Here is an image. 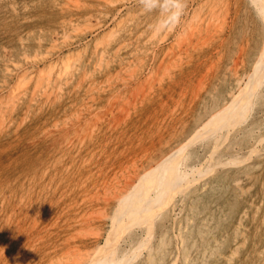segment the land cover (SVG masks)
Returning a JSON list of instances; mask_svg holds the SVG:
<instances>
[{"label":"rangeland","instance_id":"obj_1","mask_svg":"<svg viewBox=\"0 0 264 264\" xmlns=\"http://www.w3.org/2000/svg\"><path fill=\"white\" fill-rule=\"evenodd\" d=\"M261 60L251 0H0V264H89L179 151L195 182L118 231L116 264H264V83L241 125L197 134Z\"/></svg>","mask_w":264,"mask_h":264},{"label":"bare ground","instance_id":"obj_2","mask_svg":"<svg viewBox=\"0 0 264 264\" xmlns=\"http://www.w3.org/2000/svg\"><path fill=\"white\" fill-rule=\"evenodd\" d=\"M251 2L254 4L259 17L264 21V0H251ZM255 71V78L257 80H251L250 82H248V88L241 91V93H239L237 97L235 96V98L218 113L216 111L217 115L215 114L216 117L214 118L213 123L204 128L205 132H202L204 130L202 128V131L197 133L200 134L199 137H201L203 140L205 139V141L215 137V140L218 142L220 139L219 135L222 132L233 131L237 126L241 125L247 119L248 114L251 111L256 99L257 91L264 83L263 60L259 61ZM196 139H198L197 136ZM181 152L182 151L171 154L166 159L158 163L154 169H152L151 171H149V169V172L146 171L145 174L143 173V176L141 178H138L139 182L138 184L136 183L137 186L135 187V189L132 190L131 188V192L126 194L124 197L119 198L117 211L115 213L116 215L112 220V236L109 235L110 238L104 244V246L94 253L93 258L89 261V264H116L117 260H115L114 257L115 249L111 252L110 248L112 247V244L115 245L114 243H116L117 241V236L121 235L119 234V232H123H121L122 228L133 230L135 227L142 226L145 223L146 225L151 224L152 219L156 216V213L160 209V207L162 208L163 204L167 203L170 200L172 201V199H174L178 194L184 193L189 185L195 182V169H188L184 167V163L182 162L181 158H178ZM148 235L149 234H147L146 236ZM137 255L138 253L136 254V256ZM133 256H135V254ZM126 261H128V259L125 260V262ZM125 262L121 261L120 264H124Z\"/></svg>","mask_w":264,"mask_h":264},{"label":"clouds","instance_id":"obj_3","mask_svg":"<svg viewBox=\"0 0 264 264\" xmlns=\"http://www.w3.org/2000/svg\"><path fill=\"white\" fill-rule=\"evenodd\" d=\"M144 2L147 4L148 2H150V0H144Z\"/></svg>","mask_w":264,"mask_h":264}]
</instances>
